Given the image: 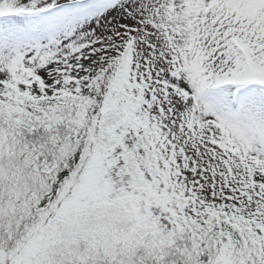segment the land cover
I'll use <instances>...</instances> for the list:
<instances>
[{
  "label": "snow or ice",
  "instance_id": "obj_1",
  "mask_svg": "<svg viewBox=\"0 0 264 264\" xmlns=\"http://www.w3.org/2000/svg\"><path fill=\"white\" fill-rule=\"evenodd\" d=\"M0 264H264V0H0Z\"/></svg>",
  "mask_w": 264,
  "mask_h": 264
}]
</instances>
